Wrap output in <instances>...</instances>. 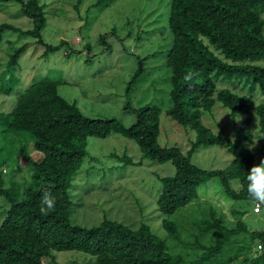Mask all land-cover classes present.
I'll list each match as a JSON object with an SVG mask.
<instances>
[{
    "label": "trees",
    "instance_id": "trees-1",
    "mask_svg": "<svg viewBox=\"0 0 264 264\" xmlns=\"http://www.w3.org/2000/svg\"><path fill=\"white\" fill-rule=\"evenodd\" d=\"M8 1L20 3V15L28 17L32 27L22 29L2 22L0 43L4 32L9 30L35 38L44 47L42 56L68 47V41L63 39L57 45L43 40L45 6L39 0H0ZM107 1L96 0L92 5ZM263 13L264 0H171L168 26L172 44L166 55V64L171 69V106L166 114L195 130V139L185 153L177 146H161L157 142L160 109L154 105L136 108L127 100L125 109L135 117L131 125L125 126L114 118L83 114L74 102L60 95L59 81L51 76L30 82L12 109L0 112L4 131L32 139L34 149L42 153L38 159L25 156L33 181L23 190L20 200L2 188L1 173L5 169L0 168V193L10 203L0 223V264H60L52 254L54 250L82 251L94 256V264H215L212 256L241 234H246L250 242L255 240L256 247L263 246L250 264H264V228L249 231L241 219L232 227L226 226L221 213L210 203L185 229L191 240L182 238V225L168 217L162 219L168 237L182 247L178 253H171L165 241L146 223L138 228L110 219L90 228L70 223L68 193L71 177L86 154L85 139L105 138L115 131L132 138L142 158L158 163L170 161L174 165L172 175L158 177L161 188L156 204L163 215L174 214L196 201L199 185L214 177L219 179L226 199L252 200L247 191L248 171L256 164V156L264 157V102H256L252 95L256 85L264 90V64L260 63L264 62ZM100 39L104 40V36ZM26 46V43L10 46L11 52L0 73L2 93H10L11 82L18 80L19 59ZM141 71L140 64L128 83L127 95ZM189 72L193 75L190 83L184 80ZM217 77H234L237 82L248 83L250 92L218 87ZM216 102L228 108L233 118L245 115L240 126L250 124L253 113L256 114L258 138L262 140L256 153L247 147L254 137L250 131L237 129L234 138L227 141L202 122L204 112L211 111ZM208 145L222 146L232 156L225 168L204 169L192 162V154L198 147ZM119 158L133 163L126 155ZM231 180L239 182L238 189L232 187ZM45 190L55 197L56 204L55 211L42 216L40 199ZM261 206L264 213V203ZM249 248L247 243L236 245L233 257L242 256Z\"/></svg>",
    "mask_w": 264,
    "mask_h": 264
},
{
    "label": "rangeland",
    "instance_id": "rangeland-1",
    "mask_svg": "<svg viewBox=\"0 0 264 264\" xmlns=\"http://www.w3.org/2000/svg\"><path fill=\"white\" fill-rule=\"evenodd\" d=\"M95 1L39 0L45 6L43 40L50 45H57L62 39L69 43L68 47H61L47 56H42L44 47L37 44L35 38L9 30L4 32L0 43V73L11 52L10 46L24 43L27 46L19 59L18 80L11 82V92L0 91V112H9L30 82L51 76L59 81L60 95L74 102L89 117L114 118L129 126L135 116L125 109L127 100L131 107L146 104L158 107L157 142L161 146H177L185 153L195 139V130L178 124L166 114L171 106V69L166 64L172 44L168 26L171 0H109L107 4L93 6ZM20 8V3L15 1L0 2V23L31 28V20L20 15ZM262 17L264 19V13ZM100 36H104V40ZM68 51L71 53L67 55ZM140 64L142 71L131 83L127 95L128 83ZM216 84L235 92H250L248 83L237 82L234 77H217ZM252 91L256 102H264L261 86L256 85ZM244 119L245 115L241 114L233 118L220 102L202 115V122L227 141L234 138L237 129L250 131L254 136L252 141L258 140L252 149L256 153L262 142L258 138L257 116L253 113L250 124L240 126ZM85 141L86 154L72 175L68 189L72 224L90 228L110 219L138 228L146 223L165 241L171 253H178L182 247L168 237L162 219L168 217L182 225V238L191 240L185 229L191 227L190 223L207 203L221 213L226 226L232 227L241 219L249 231L264 228L262 208L254 212L252 200L226 199L217 177L199 185L196 201L174 214L163 215L156 204L161 188L158 177L174 173L170 161L158 163L142 158L137 143L115 131L105 138L87 137ZM251 143H247V147ZM41 155L34 149L32 139L6 132L0 126V168L5 169L1 173L2 188L15 195V199H22L23 190L33 181L25 156L38 159ZM123 155L133 163L119 158ZM231 159L232 156L219 145L199 146L191 157L195 165L204 169L225 168ZM255 161L258 164L261 158L256 156ZM231 185L235 189L240 186L237 180H231ZM9 206L5 194L0 193V223ZM242 243L250 244L249 250L238 258L233 257L235 246ZM258 253L256 241L250 242L246 234H241L225 243L212 260L215 264H250V259ZM52 254L60 264H94V256L79 250H54Z\"/></svg>",
    "mask_w": 264,
    "mask_h": 264
},
{
    "label": "clouds",
    "instance_id": "clouds-1",
    "mask_svg": "<svg viewBox=\"0 0 264 264\" xmlns=\"http://www.w3.org/2000/svg\"><path fill=\"white\" fill-rule=\"evenodd\" d=\"M193 79L191 72L185 75L184 80L190 83ZM258 140L252 141L248 145L251 151L256 146ZM247 191L253 201L264 203V158H261L260 163L254 164L248 171L247 175ZM56 199L50 191L45 190L42 192L40 199V214L47 216L50 212L55 211Z\"/></svg>",
    "mask_w": 264,
    "mask_h": 264
},
{
    "label": "built area",
    "instance_id": "built-area-1",
    "mask_svg": "<svg viewBox=\"0 0 264 264\" xmlns=\"http://www.w3.org/2000/svg\"><path fill=\"white\" fill-rule=\"evenodd\" d=\"M261 208H262L261 203L256 202V203L254 204V208H253V210H254V212H259ZM262 248H263L262 244H258L257 247H256V249H257L258 251L262 250Z\"/></svg>",
    "mask_w": 264,
    "mask_h": 264
}]
</instances>
